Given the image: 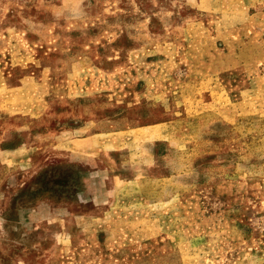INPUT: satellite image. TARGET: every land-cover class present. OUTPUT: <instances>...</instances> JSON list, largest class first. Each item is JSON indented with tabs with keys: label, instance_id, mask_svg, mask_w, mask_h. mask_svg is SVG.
<instances>
[{
	"label": "rangeland",
	"instance_id": "374dc122",
	"mask_svg": "<svg viewBox=\"0 0 264 264\" xmlns=\"http://www.w3.org/2000/svg\"><path fill=\"white\" fill-rule=\"evenodd\" d=\"M0 264H264V0H0Z\"/></svg>",
	"mask_w": 264,
	"mask_h": 264
}]
</instances>
